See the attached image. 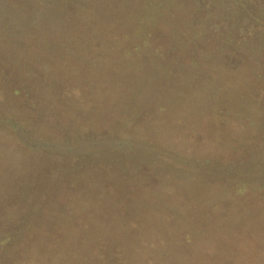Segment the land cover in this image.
I'll list each match as a JSON object with an SVG mask.
<instances>
[{
  "label": "trees",
  "instance_id": "trees-1",
  "mask_svg": "<svg viewBox=\"0 0 264 264\" xmlns=\"http://www.w3.org/2000/svg\"><path fill=\"white\" fill-rule=\"evenodd\" d=\"M0 242L264 264V0H0Z\"/></svg>",
  "mask_w": 264,
  "mask_h": 264
},
{
  "label": "rangeland",
  "instance_id": "rangeland-1",
  "mask_svg": "<svg viewBox=\"0 0 264 264\" xmlns=\"http://www.w3.org/2000/svg\"><path fill=\"white\" fill-rule=\"evenodd\" d=\"M49 238V237H46ZM45 242V240H44ZM3 247V249H2ZM4 244L0 242V264H33L31 262H33L30 259H38L37 256L35 255L34 251L28 253L26 256L21 257L19 259H16L13 257L12 254H9L8 252H6L4 250ZM16 249V246H15ZM41 264L43 263V259H39Z\"/></svg>",
  "mask_w": 264,
  "mask_h": 264
}]
</instances>
